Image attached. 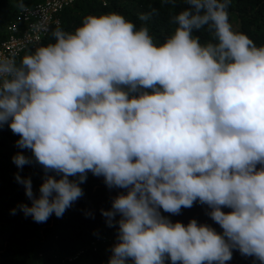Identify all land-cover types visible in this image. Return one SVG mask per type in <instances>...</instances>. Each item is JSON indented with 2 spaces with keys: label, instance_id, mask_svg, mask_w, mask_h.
<instances>
[{
  "label": "clouds",
  "instance_id": "9594fccd",
  "mask_svg": "<svg viewBox=\"0 0 264 264\" xmlns=\"http://www.w3.org/2000/svg\"><path fill=\"white\" fill-rule=\"evenodd\" d=\"M163 2L182 7L162 37L151 13H89L0 53V131L29 201L10 214L62 218L90 173L114 192L107 264H264V44L230 22L233 0ZM195 204L212 223L171 218Z\"/></svg>",
  "mask_w": 264,
  "mask_h": 264
},
{
  "label": "trees",
  "instance_id": "16d2710c",
  "mask_svg": "<svg viewBox=\"0 0 264 264\" xmlns=\"http://www.w3.org/2000/svg\"><path fill=\"white\" fill-rule=\"evenodd\" d=\"M37 1L34 0L30 5ZM180 7L182 5L173 7L163 0H77L60 14V26L71 30L79 25L86 14L99 15L114 11L139 27V14L151 13L148 21L150 31L154 36L162 37L170 30V13L179 11ZM18 9L11 0H0V17L9 14L8 22L6 19L5 24L0 22L4 24L3 30ZM229 13L230 22H236L238 30L258 45L264 44V0H233ZM54 27L40 43L51 40ZM17 138L6 126L0 131V264H107L114 229L105 226L99 210L110 207L109 197L114 192H109L102 178L89 173L87 182L81 185L85 195L62 218L53 215L45 223H35L31 217H25L19 211L15 215L10 214V209L16 208L18 204L29 203L23 186L14 178L19 170L11 157L20 151L15 146ZM20 174L30 176L33 190L38 189L41 183L38 166L25 165ZM86 211H91L93 217L85 216ZM171 218L183 223H187L190 218L212 223L205 215V206L199 204L191 209H182L180 215ZM213 226L218 229L217 225ZM229 264H253V260L234 251Z\"/></svg>",
  "mask_w": 264,
  "mask_h": 264
},
{
  "label": "built area",
  "instance_id": "2783aa9c",
  "mask_svg": "<svg viewBox=\"0 0 264 264\" xmlns=\"http://www.w3.org/2000/svg\"><path fill=\"white\" fill-rule=\"evenodd\" d=\"M77 0H38L20 7L13 19L6 24L0 40V53L19 54L33 48L60 24L62 11Z\"/></svg>",
  "mask_w": 264,
  "mask_h": 264
},
{
  "label": "rangeland",
  "instance_id": "374dc122",
  "mask_svg": "<svg viewBox=\"0 0 264 264\" xmlns=\"http://www.w3.org/2000/svg\"><path fill=\"white\" fill-rule=\"evenodd\" d=\"M12 1V4L14 5V7H16L17 9L20 8V4H21V0H11ZM34 0H22V3H23V6H27V5H30V3H32ZM5 19H9V14H6L2 17H0V22H3L5 24ZM9 20H7L8 22ZM6 22V23H7ZM4 24H0V32L3 30V26ZM233 26L236 27L237 26V23L234 22L233 23Z\"/></svg>",
  "mask_w": 264,
  "mask_h": 264
}]
</instances>
